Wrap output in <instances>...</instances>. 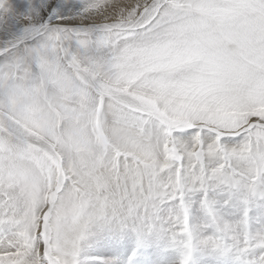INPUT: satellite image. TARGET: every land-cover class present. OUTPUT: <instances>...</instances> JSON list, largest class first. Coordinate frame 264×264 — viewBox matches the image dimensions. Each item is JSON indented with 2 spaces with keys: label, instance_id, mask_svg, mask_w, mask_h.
I'll use <instances>...</instances> for the list:
<instances>
[{
  "label": "snow or ice",
  "instance_id": "obj_1",
  "mask_svg": "<svg viewBox=\"0 0 264 264\" xmlns=\"http://www.w3.org/2000/svg\"><path fill=\"white\" fill-rule=\"evenodd\" d=\"M0 264H264V0H0Z\"/></svg>",
  "mask_w": 264,
  "mask_h": 264
}]
</instances>
